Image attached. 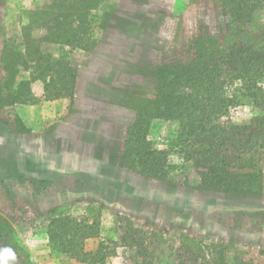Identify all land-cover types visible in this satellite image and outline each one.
Masks as SVG:
<instances>
[{"label": "rangeland", "instance_id": "rangeland-1", "mask_svg": "<svg viewBox=\"0 0 264 264\" xmlns=\"http://www.w3.org/2000/svg\"><path fill=\"white\" fill-rule=\"evenodd\" d=\"M221 1L100 0L88 11L93 33L85 35L84 49L51 39L55 14L69 13L61 0H0V259L134 264L137 249L121 239L122 226L132 222L157 255L186 245L211 264L264 263V154L251 160L263 183L256 194L198 189V163L185 160L174 144L177 121L155 120L150 129L155 147L170 153L168 178L144 175L123 159L136 97L155 93L154 69L192 62L201 36L221 43L232 35ZM243 39L264 48V6ZM42 57L75 70L73 93L58 96L33 80L26 103L8 104L33 75L26 61ZM14 60L16 68L6 70ZM254 114L244 103L233 119ZM53 208L84 225L86 260L52 244Z\"/></svg>", "mask_w": 264, "mask_h": 264}, {"label": "trees", "instance_id": "trees-1", "mask_svg": "<svg viewBox=\"0 0 264 264\" xmlns=\"http://www.w3.org/2000/svg\"><path fill=\"white\" fill-rule=\"evenodd\" d=\"M99 1L69 0V5L64 6L67 0H61L69 13L55 14L51 39L89 48L85 35L93 33V25L88 11ZM221 2L233 26L228 39L218 43L211 35L201 36L195 44L192 62L159 65L154 69L153 96L129 92L131 97L138 95L137 117L127 128L123 159L144 175L168 178L170 153L155 147L150 129L155 120L177 121L174 144L185 160L198 163V189L256 194L262 192L263 183L253 170L258 163L251 165V160L264 154V48L248 43L243 35L264 6V0ZM86 3L88 5H84ZM73 18L78 19L77 26L72 24ZM14 56L16 59L17 55ZM16 64V60L8 62L6 70H13ZM26 67L33 68V75L20 83L25 92L5 99L8 104L26 103L33 80L43 81L45 87L56 90L58 96L73 93L75 70L68 63L42 57L31 65L26 61ZM244 103H249L255 114L247 121H235L233 111ZM48 215L52 244L64 253L86 260L90 253L84 249L86 233L82 222L56 208ZM122 228L124 245L137 249L134 264H171L172 259L173 264H211L208 259L201 260L200 255L186 245L177 247L175 254L157 255L132 222ZM235 264L264 263L236 259Z\"/></svg>", "mask_w": 264, "mask_h": 264}, {"label": "clouds", "instance_id": "clouds-1", "mask_svg": "<svg viewBox=\"0 0 264 264\" xmlns=\"http://www.w3.org/2000/svg\"><path fill=\"white\" fill-rule=\"evenodd\" d=\"M4 252H5L9 257H11V258H13V259L15 258V257H14V253L12 252L11 249H5ZM0 264H7V262H6L5 260H3V259H0Z\"/></svg>", "mask_w": 264, "mask_h": 264}]
</instances>
